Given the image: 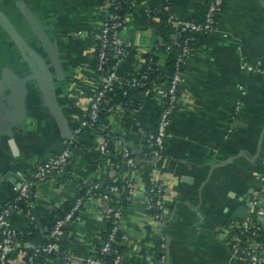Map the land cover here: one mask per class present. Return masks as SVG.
<instances>
[{
	"label": "crops",
	"instance_id": "obj_1",
	"mask_svg": "<svg viewBox=\"0 0 264 264\" xmlns=\"http://www.w3.org/2000/svg\"><path fill=\"white\" fill-rule=\"evenodd\" d=\"M132 1L155 12L151 18L137 9L126 14L122 39L130 49L117 68L123 77L139 70L169 33L162 4L177 20L191 21L204 3ZM107 8L108 0H0V212L33 180L37 165L75 139L60 172L31 184L36 218L60 209L85 186L120 176L134 194L120 220L126 237L121 264H159L162 242L168 264H239L229 246L230 226L249 215L253 196L264 198V73L246 68L264 58V0H227L215 31L194 34L179 106L157 157L150 143L159 96L136 95L129 109L120 105L95 129L75 136L104 80L93 34ZM125 149L142 154L133 168ZM151 183L164 189L162 221L146 209ZM115 210L98 194H87L60 240L64 253L45 264H87L105 243L106 221ZM30 222L21 212L9 218L14 230ZM43 240L41 234L18 246L38 248ZM10 264H20L17 252Z\"/></svg>",
	"mask_w": 264,
	"mask_h": 264
},
{
	"label": "built area",
	"instance_id": "obj_2",
	"mask_svg": "<svg viewBox=\"0 0 264 264\" xmlns=\"http://www.w3.org/2000/svg\"><path fill=\"white\" fill-rule=\"evenodd\" d=\"M227 0H211L209 8L205 17L204 23H194L192 21H180L175 18V16L169 13V7H165V11L168 12L167 23L171 28V31L174 30L179 34L184 32H192L193 34H210L213 33L217 26V17L220 16L224 5ZM130 4L133 7L137 6L132 0ZM111 6L115 9L120 8V0H108V8L105 12V18L102 24L101 29L93 34V40L99 43V54H98V65L97 70L101 72L104 80L101 85V88L95 94L89 109L87 119L82 124V127L75 131V136L77 137L82 130H93L95 129L100 122V113L105 111L109 114L115 111V107L110 106L108 94L113 91L116 87L123 90V96L127 97L129 91L136 90L138 88L146 87L147 76L142 75L140 78L126 79L123 76H120L117 73V68L119 64L126 58L128 52L123 51L122 46L125 44L126 47L130 48L129 44H126L122 39V33L127 28L126 15L124 18L120 16L117 12L111 11ZM174 46L181 49L180 57L178 58V63L173 75L167 76V70L165 67L164 60L161 59L163 54H160L158 45L156 44L151 52L154 53V56L159 57L160 61L155 63L157 70L160 71L159 78L165 80L161 84H156L145 89L144 93L141 95L144 98H152L153 96H159L161 101L162 111L160 113L159 121L157 124L156 134L151 140L150 146L155 152L157 157L163 147L164 140L167 135V130L170 126L171 115L174 111L177 110L179 104V86L185 76V71L181 70L180 64H184L185 57L189 54L190 49L188 48V42L185 41L183 44L175 42L172 46H168L167 49L171 50ZM112 49L114 58L117 60L114 66H108V49ZM150 64H154L153 59H150ZM146 61L144 62V64ZM143 64V65H144ZM142 65V66H143ZM141 66V67H142ZM140 67V68H141ZM246 68L251 72L255 73H264V58L256 61L253 64H247ZM136 95L132 96V100ZM131 102L128 103L127 109H129ZM122 105V104H121ZM120 106V105H119ZM123 106V105H122ZM125 107V106H124ZM135 109V107H134ZM137 110V109H135ZM75 143V139L68 144V147L65 148L62 153H60L55 158L43 162L36 166L33 180L31 182H26L22 184L16 191L15 201L22 198H28L30 187L32 182L44 183L55 173L60 172L62 165L66 164L71 159L70 146ZM101 152L105 153V147H101ZM123 157L126 161V164L129 167H135L137 161L131 157L129 149H125L123 152ZM102 189L101 185H94L87 192L88 195L93 194V190ZM102 193L98 194L99 197L105 201L109 202V196L112 194H117L118 188L113 186H108L105 189H102ZM150 192L156 196L155 202L152 203V200L147 199L146 209L157 211L154 214L156 221L164 220L165 213V201H164V189L157 183L154 184ZM131 197H134L133 191H130ZM149 196V195H148ZM84 199H79L70 213H68L64 219L57 222L51 238L56 239L58 242L64 237L63 227L73 222L81 210ZM32 206H30L31 208ZM250 212L247 217L240 221L233 222L230 226V229L233 230L231 235L229 246L232 250L233 255L239 264H264V243L258 242L260 238V232L263 227L261 224L264 223V198L261 196H253L249 201ZM18 212V207L9 203L1 212H0V234L3 236L2 241L0 242V264H7L9 257L12 253L17 252L19 256H23L26 253L21 249L17 250L15 235L16 230L11 229L9 225V218L13 214ZM122 214L119 211H115V224L113 232L110 234L109 238L103 244L100 252L95 255H91L87 258V264H105L100 258V254L111 252V245L116 241V232L118 231V220H121ZM125 236L122 237V242L125 241ZM57 244L48 245L43 249L46 253H52L53 251L58 250ZM63 258H65L63 256ZM123 257L121 255L116 256L114 264H121ZM159 264H168L167 256V246L164 242L160 245V259Z\"/></svg>",
	"mask_w": 264,
	"mask_h": 264
},
{
	"label": "trees",
	"instance_id": "obj_3",
	"mask_svg": "<svg viewBox=\"0 0 264 264\" xmlns=\"http://www.w3.org/2000/svg\"><path fill=\"white\" fill-rule=\"evenodd\" d=\"M211 0H204L203 5L201 6V11L200 14H198L195 18H193L191 21L197 24L204 23L205 17L209 8ZM164 9L165 7H168L166 3L162 4ZM143 15L144 17L151 18L154 14V10L152 8H143L140 6H135L132 8L130 4V0H120V8L115 9V7L111 6V11L112 12H117L120 16L124 18V16L128 12H132L133 10H136ZM219 16L217 17V22H218ZM194 34L192 32H184L182 34H179L178 32L169 29V33L163 37L161 42L157 43L158 49L160 54H163L165 60H164V65L167 70V76H171L174 74L176 65L178 63V58L180 57L181 54V49L177 48L174 46L171 50H168L167 47L170 45H174L175 42L179 43H184L185 41L188 42V48L190 49L192 45V37ZM96 66L98 65V54L100 51L99 48V43L96 41ZM123 51L129 52L128 47L124 44L122 46ZM113 50L110 48L108 49V66H114L116 64V59L113 57L114 54L112 52ZM187 55L185 59L188 57ZM150 59H153L154 64H150ZM160 61L159 57L154 56L153 52H150L147 55L146 58V63L136 72L130 74L129 76L125 77L126 79H133V78H140L142 75L147 76L146 82V87L138 88L136 90L129 91V95L127 97L123 96V90L119 89L116 87L113 89L112 92L108 94V100L109 104L107 107L113 106V107H118L119 105L127 106L129 102H131L132 96L134 95H142L148 87H151L153 85H158L165 80H162L159 78L160 76V71L157 70V66L155 63H158ZM181 70H184V66L180 64ZM98 71V70H97ZM98 73L101 74V72L98 71ZM179 97V94H178ZM162 111V107L158 110L157 113V124L159 121L160 113ZM109 115V113L102 111L100 113V122ZM99 122V123H100ZM99 125V124H98ZM87 130V129H84ZM131 153V157L134 158L136 161L138 159L142 158V154H134L132 149H129ZM155 183H151L148 188H147V194L148 199L152 200V203L155 202L156 196H154L150 190L153 188ZM115 185L118 188L117 194H112L109 196V204L111 206H116L117 210L121 214L125 211L126 208H128L131 203L133 202V197L130 195L131 188H129L125 181L121 179L120 176H117L116 178H113L109 180L108 182L103 183L102 189L107 188L108 186H113ZM94 185H87L84 187L83 191L77 195L74 199L71 201L67 202L63 207L60 209L53 211L52 213L44 216V217H39L36 218L32 214V207L30 206L33 205L30 196L26 198H22L20 200L15 201L16 196L12 199L11 203L15 204L18 207V212L17 213H23L26 215H29L31 217V222L28 228L22 229V230H16V235H15V242H16V248L17 250H23L26 254L23 256H20V264H45L48 260L50 259H58L59 257L62 256V254L65 251V248L62 243L58 242L56 239L51 238V234L57 224L58 221L62 220L65 218V216L72 211V209L75 207L77 201L79 199H86L87 197V192L90 188H92ZM102 189L98 190H93V194H101ZM115 211H112L109 216L110 219L106 221V228H105V235H106V240H108L110 234L113 232L114 228L116 227L115 224ZM149 212L154 215L157 213L155 209L149 210ZM120 220L117 221L118 227L120 226ZM263 227L262 231L260 232V238H258V242L264 243V223L261 224ZM63 232L64 236L66 237L69 234V224L63 227ZM43 235L44 240L43 244L38 247V248H21L18 245L21 244V241L28 240L30 238H33L37 235ZM123 233L118 229L116 232V241L111 245V252L105 253L103 255L100 254V258L103 260L105 264H114V260L116 256L121 255L123 257L124 254V247L122 246V237ZM3 236L0 234V242L2 241ZM51 244H57L58 245V250L53 251L52 253H46L43 251L44 248H46L48 245ZM102 248V247H101ZM101 248L98 249V252H100ZM97 252V253H98ZM10 264V257L8 260V263Z\"/></svg>",
	"mask_w": 264,
	"mask_h": 264
},
{
	"label": "water",
	"instance_id": "obj_4",
	"mask_svg": "<svg viewBox=\"0 0 264 264\" xmlns=\"http://www.w3.org/2000/svg\"><path fill=\"white\" fill-rule=\"evenodd\" d=\"M8 29H9V31H10V34L13 35L11 29H10L9 27H8ZM31 191H32V190H31Z\"/></svg>",
	"mask_w": 264,
	"mask_h": 264
}]
</instances>
